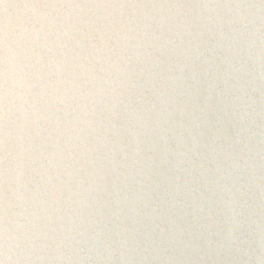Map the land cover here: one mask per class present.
Listing matches in <instances>:
<instances>
[{"label": "clouds", "instance_id": "clouds-1", "mask_svg": "<svg viewBox=\"0 0 264 264\" xmlns=\"http://www.w3.org/2000/svg\"><path fill=\"white\" fill-rule=\"evenodd\" d=\"M0 264H264V0H0Z\"/></svg>", "mask_w": 264, "mask_h": 264}]
</instances>
